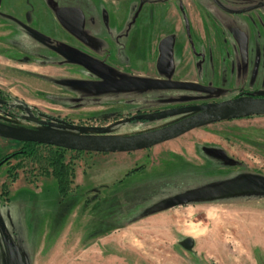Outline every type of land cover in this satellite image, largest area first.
I'll return each mask as SVG.
<instances>
[{
    "label": "rangeland",
    "instance_id": "rangeland-1",
    "mask_svg": "<svg viewBox=\"0 0 264 264\" xmlns=\"http://www.w3.org/2000/svg\"><path fill=\"white\" fill-rule=\"evenodd\" d=\"M93 55L115 70L105 85L69 60ZM242 93L264 94V0H0L2 124L138 135L191 114L144 115ZM36 150L0 168V264H264V114L130 154L70 151L66 199L40 168L54 150ZM21 151L0 138V163Z\"/></svg>",
    "mask_w": 264,
    "mask_h": 264
},
{
    "label": "water",
    "instance_id": "water-1",
    "mask_svg": "<svg viewBox=\"0 0 264 264\" xmlns=\"http://www.w3.org/2000/svg\"><path fill=\"white\" fill-rule=\"evenodd\" d=\"M24 27L38 37H44L38 31L25 25ZM232 33L239 43L242 53H245L248 45L246 35L238 30H234ZM112 86L128 87L130 84L114 81ZM169 87L174 89L189 88L188 85L180 83H172ZM181 114L191 115L178 123L138 135H75L58 133L52 130L24 129L0 123V138L17 143H35L79 153L130 154L177 140L194 130L221 123L233 117L264 114V94H260V97L247 95L220 103L180 107L153 115H144L143 118H162ZM34 122L42 123L40 120ZM260 183L264 189V180ZM188 198H191V196ZM194 244L192 238H186L181 243L186 249H192Z\"/></svg>",
    "mask_w": 264,
    "mask_h": 264
},
{
    "label": "trees",
    "instance_id": "trees-1",
    "mask_svg": "<svg viewBox=\"0 0 264 264\" xmlns=\"http://www.w3.org/2000/svg\"><path fill=\"white\" fill-rule=\"evenodd\" d=\"M245 95H249V94L242 93L238 95V97L245 96ZM254 96L260 97V95H257V94ZM19 144L22 145L23 151L6 156L0 163V168L4 166L9 160L20 158L19 157L20 155L27 154L28 158H35L36 157L35 155H37L36 152H38L36 149L38 147H45V148L54 150L53 156H51V158L49 159V165L48 166L41 165L40 168L44 171L42 175L52 177L55 180L58 186V192H59L60 197L62 199H66L70 195L71 185L73 184V181L75 178L74 177L75 176L74 166L71 164H67L65 161L66 160L65 155L70 151L63 150V149L56 148V147L39 145L35 143H19ZM76 153L82 154L79 152H76ZM83 154L94 155L91 153H83ZM35 163H37V161ZM139 172L140 170L130 171L126 174L125 179L133 175H136Z\"/></svg>",
    "mask_w": 264,
    "mask_h": 264
},
{
    "label": "flooded vegetation",
    "instance_id": "flooded-vegetation-1",
    "mask_svg": "<svg viewBox=\"0 0 264 264\" xmlns=\"http://www.w3.org/2000/svg\"><path fill=\"white\" fill-rule=\"evenodd\" d=\"M9 18V17H8ZM10 19L11 20H13L17 25H19L20 27H22V28H24L26 31H28L25 27H24V25L25 24H23L22 22H20L19 20H17V19H14L13 17H10ZM75 23V21L73 22V25H75L74 24ZM25 26H27V25H25ZM34 30V29H33ZM234 31V30H233ZM29 33H31V34H33L32 32H30V31H28ZM242 32V31H241ZM242 33H244V32H242ZM245 34V33H244ZM35 35V34H34ZM232 35H233V33H232ZM246 35V34H245ZM37 36V35H36ZM246 37H247V40H248V43H249V39H248V36L246 35ZM40 38V37H39ZM44 38V37H43ZM43 38H41V39H43ZM233 38L235 39V37H234V35H233ZM89 41L91 42V38H89ZM235 41H236V39H235ZM237 42V41H236ZM237 44H238V46H239V43L237 42ZM239 48H240V46H239ZM247 49H248V45H247ZM241 50V49H240ZM69 60H72V62H83V63H85V65H83L82 67H83V69L86 71H88V73H91L92 75H94L95 77H97L98 79H100L101 81H102V85H105V84H107V82H109L110 81V75H111V71H113L112 69H111V71L110 70H108V71H106L105 70V68H103L104 67V65L108 62L107 60H105V59H102L101 58V56L100 55H93L92 56V59H83V57L81 58V59H69ZM109 62L110 63H112L111 62V60H109ZM88 64V65H87ZM113 64V63H112ZM111 64V65H112ZM87 65V66H86ZM113 67V65L112 66H110L109 68H112ZM115 71V70H114ZM113 71V72H114ZM0 106L1 107H5V106H7V103L6 102H4V101H2V100H0Z\"/></svg>",
    "mask_w": 264,
    "mask_h": 264
},
{
    "label": "crops",
    "instance_id": "crops-1",
    "mask_svg": "<svg viewBox=\"0 0 264 264\" xmlns=\"http://www.w3.org/2000/svg\"><path fill=\"white\" fill-rule=\"evenodd\" d=\"M87 156H89L90 158H93V159H94L95 156H97V154H94V155H87ZM188 238H192V239L194 240L195 244H196V241H195V239H194L193 237H188ZM185 239H186V238H185ZM185 239H184V240H185ZM195 244H194V247H195ZM194 247H193V248H194ZM220 264H224V263H220Z\"/></svg>",
    "mask_w": 264,
    "mask_h": 264
},
{
    "label": "bare ground",
    "instance_id": "bare-ground-1",
    "mask_svg": "<svg viewBox=\"0 0 264 264\" xmlns=\"http://www.w3.org/2000/svg\"><path fill=\"white\" fill-rule=\"evenodd\" d=\"M0 118H1V116H0Z\"/></svg>",
    "mask_w": 264,
    "mask_h": 264
}]
</instances>
